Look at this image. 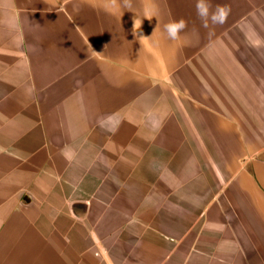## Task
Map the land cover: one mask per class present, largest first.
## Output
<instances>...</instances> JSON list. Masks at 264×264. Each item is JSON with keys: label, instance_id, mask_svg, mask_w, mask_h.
<instances>
[{"label": "crops", "instance_id": "1", "mask_svg": "<svg viewBox=\"0 0 264 264\" xmlns=\"http://www.w3.org/2000/svg\"><path fill=\"white\" fill-rule=\"evenodd\" d=\"M209 2L0 0V264H264V0Z\"/></svg>", "mask_w": 264, "mask_h": 264}, {"label": "clouds", "instance_id": "2", "mask_svg": "<svg viewBox=\"0 0 264 264\" xmlns=\"http://www.w3.org/2000/svg\"><path fill=\"white\" fill-rule=\"evenodd\" d=\"M196 15L201 20L202 26L207 28L209 25V21L213 25H223L226 23L228 16L231 13V8L229 5H216L213 8V5L209 2V0H196L195 3ZM151 19V18H150ZM141 22H134V32L135 30L140 29ZM188 28L187 22L181 18L178 20H171L164 24L163 33L166 35V38L170 41H178L182 40L186 45H191L192 40L190 39L188 32L186 31ZM155 31V30H154ZM195 34V30H193ZM141 40H147L148 37H140Z\"/></svg>", "mask_w": 264, "mask_h": 264}]
</instances>
